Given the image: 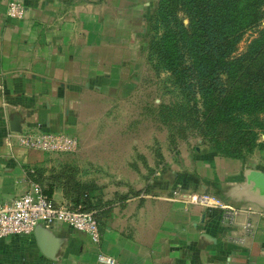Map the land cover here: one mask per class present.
<instances>
[{"label":"crops","instance_id":"0c3cea01","mask_svg":"<svg viewBox=\"0 0 264 264\" xmlns=\"http://www.w3.org/2000/svg\"><path fill=\"white\" fill-rule=\"evenodd\" d=\"M19 1L24 12L13 20L0 0V199L30 181L68 202L83 188L101 236L94 244L66 224L40 225L0 238V264H106L99 251L111 264H264V147L235 156L180 147L159 163L138 148V113L127 107L138 105L147 73L157 0ZM13 116L20 129L74 134L76 149L18 145ZM176 185L238 207L231 229L250 221L244 243L226 242L218 208L171 195Z\"/></svg>","mask_w":264,"mask_h":264},{"label":"trees","instance_id":"16d2710c","mask_svg":"<svg viewBox=\"0 0 264 264\" xmlns=\"http://www.w3.org/2000/svg\"><path fill=\"white\" fill-rule=\"evenodd\" d=\"M263 18L264 0H157L150 16L149 33L157 23L161 31L148 48L175 81L195 78L204 129L222 155L264 147V27L236 51L242 33ZM80 197L88 206L84 190L72 201Z\"/></svg>","mask_w":264,"mask_h":264},{"label":"built area","instance_id":"2783aa9c","mask_svg":"<svg viewBox=\"0 0 264 264\" xmlns=\"http://www.w3.org/2000/svg\"><path fill=\"white\" fill-rule=\"evenodd\" d=\"M24 5L19 0H6V18L20 19ZM15 142L25 148H33L46 152H73L77 147V137L61 130H37L29 128L12 131ZM171 195L182 196L187 203H204L213 205L219 210V224L227 232L225 241L232 245H242L245 237L251 233L249 220L240 223V232L231 228L240 212L236 206L224 203L216 196L206 191L194 190L192 187L176 185L170 189ZM63 223L74 230L83 232L90 242L98 243L101 231L95 210L86 206L83 197L77 201L53 200L35 181H30L24 190L9 199H0V238L6 236H27L38 226H52ZM229 229V230H228ZM96 258L106 264L113 262L112 258L102 252H97Z\"/></svg>","mask_w":264,"mask_h":264},{"label":"rangeland","instance_id":"374dc122","mask_svg":"<svg viewBox=\"0 0 264 264\" xmlns=\"http://www.w3.org/2000/svg\"><path fill=\"white\" fill-rule=\"evenodd\" d=\"M260 27H264V18L258 25L242 33L236 51L242 50ZM160 31L161 26L157 23L146 37L147 73L138 83L137 93L132 97L138 105L127 107L128 114L134 116L138 113V148L152 150L156 163L168 153H172L171 151L178 156L180 147L196 150L205 147L217 152L204 129L197 81L192 74L184 76L181 83L175 81L173 75L163 67L156 53L148 48L149 37L157 36ZM184 59L187 62L186 57ZM224 77L222 72L217 74V85L223 83ZM263 137L264 134H261L260 139ZM242 153L247 152L242 151L239 154ZM143 157L150 164L147 156ZM81 190L83 188L76 187L75 193Z\"/></svg>","mask_w":264,"mask_h":264},{"label":"water","instance_id":"95a60500","mask_svg":"<svg viewBox=\"0 0 264 264\" xmlns=\"http://www.w3.org/2000/svg\"><path fill=\"white\" fill-rule=\"evenodd\" d=\"M9 129L12 130V131H19L20 130V127H19V124L17 122V117L16 116H13L11 118V121L9 122Z\"/></svg>","mask_w":264,"mask_h":264}]
</instances>
